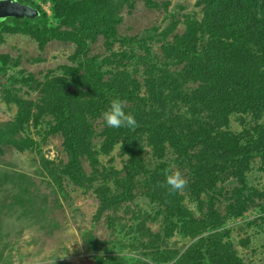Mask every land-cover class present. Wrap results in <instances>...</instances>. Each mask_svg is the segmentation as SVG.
<instances>
[{
  "label": "trees",
  "instance_id": "16d2710c",
  "mask_svg": "<svg viewBox=\"0 0 264 264\" xmlns=\"http://www.w3.org/2000/svg\"><path fill=\"white\" fill-rule=\"evenodd\" d=\"M142 1L164 12V22L134 35L121 34L120 27L123 12H131L136 0H41L51 3L52 15L31 3L39 13L35 19L10 18L13 26H0V42L7 32L28 35L41 54L53 41L75 46L69 58L74 65H59L43 78L14 71L21 56L0 55V100L17 110L0 126V149L24 153L37 147L41 154L29 136L32 126L44 129V139L59 136L65 158L41 155V166L54 193L60 191L57 196L69 197V188L91 195L92 223L102 224L109 235L101 240L82 232L95 264H147L149 258L153 264H248L238 246L253 247L264 225V187L249 182L255 164L264 178V0H196L201 11L184 14L187 7L172 6L171 0ZM181 25L185 30L178 33ZM98 41L105 54L91 52ZM32 93L37 100L29 98ZM115 98L134 115L137 127L106 126L102 113ZM145 143L159 162L153 171ZM116 150L127 158L123 170L102 162V157L113 161ZM168 150L187 175L179 191L165 182L174 172L160 162ZM15 175L27 178L23 172ZM5 197L11 199L4 205L11 209L7 212ZM21 197L13 185L6 194L0 188V244L6 250L8 214L19 207L32 221L39 209L27 208ZM251 212L260 217L244 221ZM253 227L254 232L248 229ZM33 244L36 251L26 260L42 254L38 242ZM160 248L157 257L154 250Z\"/></svg>",
  "mask_w": 264,
  "mask_h": 264
},
{
  "label": "rangeland",
  "instance_id": "374dc122",
  "mask_svg": "<svg viewBox=\"0 0 264 264\" xmlns=\"http://www.w3.org/2000/svg\"><path fill=\"white\" fill-rule=\"evenodd\" d=\"M158 2L166 0H155ZM172 6L182 5L187 7L184 13H198L200 8L196 7V0H171ZM21 4L30 5L35 3L39 5L48 15H52L51 3H43L41 0H17ZM124 22L120 27L121 34L134 35L141 32L142 29L155 24H162L164 22V12H159L154 9H149L145 6L142 0H136L135 8L129 12L125 10L123 12ZM8 20V19H7ZM7 25L13 26L12 21H0L1 29ZM184 26H180L178 33H183ZM94 54H105V48L102 41H98L92 48ZM75 46L73 43H62L53 41L50 42L46 48V52L41 54L37 42L32 37L24 34H4L3 42H0V55L9 54L12 58L18 59L21 56L20 65L14 70H27L40 78L49 71L59 65L73 64L69 61V58L73 55ZM42 57V62H36L33 58ZM3 73H0V80ZM24 97H28L25 91L21 93ZM32 100L38 99L37 93H32L29 97ZM16 106L5 104L0 100V126L11 122L16 115ZM235 128V126H234ZM44 129L42 127L32 126L30 128L29 136L40 144V152L36 147L33 150L20 153L12 147H3L0 149V188L8 192L11 185L15 186L18 191L22 192L20 203L26 205L27 208L33 210L32 206H36L39 209L34 210V217H31L32 221H27L22 217V213H19L16 207L14 211L8 215L11 216L8 222L9 226V239L10 247L6 250V247L0 244V252L6 257V261L0 264H52L57 260L81 259L86 264H95L96 256L88 255L83 246V240L81 238L82 232L92 231L101 240L108 238L107 229L101 225H93L92 218L95 214V207L93 202H90L91 195L86 194L83 191H73L69 188V197L64 198L63 195H56L54 189L51 186L52 179L41 166V155L45 158L53 161H58L65 156L61 152L60 138L59 136H49L43 138ZM118 149V148H117ZM119 150V149H118ZM116 150L111 158L113 161H108V157H102V162L107 168L114 167L117 170H123L127 158H122L119 155V151ZM146 164L149 170H155L158 161L153 158V152L151 148L145 143ZM175 155L173 151L168 150L165 159L160 162H167L172 165L174 171H179L182 176L187 179L185 172L180 171L176 164H174ZM259 163V162H258ZM17 172H23L27 175V178H18L15 175ZM249 182L256 187L260 184L264 187V178L262 173L258 170V165L253 166V171L249 174ZM66 186V185H65ZM10 197L12 196L9 193ZM3 208L7 212L11 210L4 205L11 202V199L4 198ZM50 216V219H48ZM244 221L257 219L260 214L251 212L247 214ZM242 219H240L241 222ZM243 221V222H244ZM261 224V222L259 221ZM45 226L44 229L42 227ZM151 228L157 232L160 227L158 223L152 222ZM231 226H236L231 224ZM252 232L256 230L255 227L248 228ZM244 236L247 237L246 230L241 231ZM261 232L255 240L253 247L243 248L238 246V249L242 256H244L248 264H264V225L263 229L259 228ZM234 238L237 240V233L234 234ZM0 239H2L0 237ZM37 241L42 254L40 256L31 258L33 261L26 260L30 255L27 253L36 251L33 241ZM13 244V247L11 246ZM160 249L154 250L156 256ZM106 256V254H104ZM112 256L114 253H109ZM105 256H103L105 258Z\"/></svg>",
  "mask_w": 264,
  "mask_h": 264
},
{
  "label": "clouds",
  "instance_id": "9594fccd",
  "mask_svg": "<svg viewBox=\"0 0 264 264\" xmlns=\"http://www.w3.org/2000/svg\"><path fill=\"white\" fill-rule=\"evenodd\" d=\"M102 116L106 126L111 128L119 129L124 127L134 129L138 125L134 115L125 112L123 101H121L119 98H115L110 102L109 107L102 113ZM165 182L172 190L176 191L184 189L187 183L186 179L179 171L169 172L166 174ZM239 223L240 220L233 224L237 226ZM147 264H153V260L151 258L147 259Z\"/></svg>",
  "mask_w": 264,
  "mask_h": 264
},
{
  "label": "water",
  "instance_id": "95a60500",
  "mask_svg": "<svg viewBox=\"0 0 264 264\" xmlns=\"http://www.w3.org/2000/svg\"><path fill=\"white\" fill-rule=\"evenodd\" d=\"M38 11L30 5L20 4L16 0H0V19H35Z\"/></svg>",
  "mask_w": 264,
  "mask_h": 264
},
{
  "label": "flooded vegetation",
  "instance_id": "af4514ba",
  "mask_svg": "<svg viewBox=\"0 0 264 264\" xmlns=\"http://www.w3.org/2000/svg\"><path fill=\"white\" fill-rule=\"evenodd\" d=\"M10 18H8V20H9ZM6 21H8L7 19H5ZM0 21H3L2 19H0Z\"/></svg>",
  "mask_w": 264,
  "mask_h": 264
}]
</instances>
